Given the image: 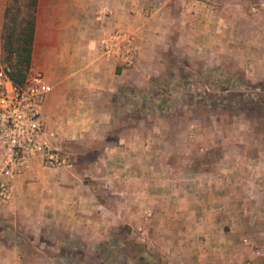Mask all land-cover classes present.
I'll list each match as a JSON object with an SVG mask.
<instances>
[{"label":"rangeland","instance_id":"374dc122","mask_svg":"<svg viewBox=\"0 0 264 264\" xmlns=\"http://www.w3.org/2000/svg\"><path fill=\"white\" fill-rule=\"evenodd\" d=\"M139 2L134 79L52 128L75 221L36 205L0 233L37 264H264V0Z\"/></svg>","mask_w":264,"mask_h":264},{"label":"crops","instance_id":"0c3cea01","mask_svg":"<svg viewBox=\"0 0 264 264\" xmlns=\"http://www.w3.org/2000/svg\"><path fill=\"white\" fill-rule=\"evenodd\" d=\"M6 2L0 0V54ZM141 3L139 0H37L32 65L44 72L51 87L43 106V117L49 130L60 124L98 125L91 118H68L65 107L71 105L75 113L92 111L101 103V97L109 101V96L117 91L121 82L128 85L129 80L134 79V70L117 69L114 59L101 53L98 40L119 26L133 25L136 13L144 6ZM142 53L143 49L136 59L137 68ZM59 138L61 136L57 135L48 140L52 146L61 149ZM52 175V171L42 169L39 160H35L30 169L16 179L15 205L1 211L19 214L29 207L35 209L36 205L44 210L53 208V212L66 208L62 214L64 222H74L69 215L70 204L55 192L60 189L62 192H58L64 194L71 187L52 179ZM5 239L6 236L0 233V264H37L33 255L28 258L19 247L7 244Z\"/></svg>","mask_w":264,"mask_h":264},{"label":"built area","instance_id":"2783aa9c","mask_svg":"<svg viewBox=\"0 0 264 264\" xmlns=\"http://www.w3.org/2000/svg\"><path fill=\"white\" fill-rule=\"evenodd\" d=\"M101 53L122 67L134 64L137 45L132 33L114 29L98 40ZM9 67L0 66V211L15 201L16 179L35 160L42 167L71 166L68 154L52 146L55 138L43 117V106L51 90L44 72L30 67L22 84H15Z\"/></svg>","mask_w":264,"mask_h":264},{"label":"trees","instance_id":"16d2710c","mask_svg":"<svg viewBox=\"0 0 264 264\" xmlns=\"http://www.w3.org/2000/svg\"><path fill=\"white\" fill-rule=\"evenodd\" d=\"M37 0H7L1 30L0 64L9 67L15 84H22L32 64Z\"/></svg>","mask_w":264,"mask_h":264}]
</instances>
